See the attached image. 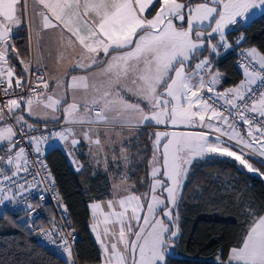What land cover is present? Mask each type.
I'll use <instances>...</instances> for the list:
<instances>
[{
	"label": "snow or ice",
	"instance_id": "obj_1",
	"mask_svg": "<svg viewBox=\"0 0 264 264\" xmlns=\"http://www.w3.org/2000/svg\"><path fill=\"white\" fill-rule=\"evenodd\" d=\"M33 5L32 19L38 30L57 31L62 53L70 52L74 58L72 71L82 70L83 74L70 75L65 85L56 80L57 91L51 94L47 93L51 77L37 75L30 95L4 102L0 121H6L7 109L20 128L7 123L0 126V144L7 149L0 162L12 166L10 175L2 170L0 175L11 180L38 164L46 173L43 179L54 183L39 155L29 161L17 139L18 131L32 129L19 112L41 115L33 108L34 102L52 113H65L70 126L53 135L73 147L84 139L96 145L97 153L104 145L93 126L201 129L152 132L147 191L137 194L122 179L113 185L112 199L90 205L95 221L92 229L103 250L104 264H168L167 256L179 234L180 193L193 160L211 155L231 157L249 172H259L250 163L253 157L264 163V88H253L258 79L264 82V54L250 49L248 54L261 71H249L245 66L246 79L223 91L217 90L221 74L208 56H201L202 50L217 53L226 46L225 29L248 19L251 9H264V0H33ZM27 17V0H0V85L5 95L10 89L15 91L13 83L15 88H23L25 77L32 72L31 63L20 59L12 42L13 30L26 24ZM9 53L22 65V75L10 64ZM41 84L44 91L38 92ZM73 124L87 127L75 129ZM241 125L246 126L244 132ZM46 139L28 137L37 154ZM121 157L127 159L123 149ZM38 175L34 172L33 178ZM19 188L24 190L25 185ZM15 195H0V204ZM26 207L34 211L31 204ZM63 210L67 211L66 206ZM96 210L102 221L95 219ZM247 214L252 222L242 246L231 248L228 264H264V215ZM100 223L104 227L97 231ZM56 227L52 225L53 230ZM46 234L51 236L52 230ZM58 235L71 257V245L62 229Z\"/></svg>",
	"mask_w": 264,
	"mask_h": 264
},
{
	"label": "trees",
	"instance_id": "obj_2",
	"mask_svg": "<svg viewBox=\"0 0 264 264\" xmlns=\"http://www.w3.org/2000/svg\"><path fill=\"white\" fill-rule=\"evenodd\" d=\"M241 37L247 48L253 47L264 54V13L247 26L233 25L226 34L233 45ZM13 41L20 58L28 60L26 26ZM216 62V70L222 75L219 89L234 87L241 82L243 74L235 67L233 55L227 52ZM156 130L155 127L140 129L128 147L132 161L131 190L137 194L147 191L152 158L150 136ZM45 158L61 200L69 211L71 230L78 236L75 243L77 261L79 264L100 263V252L90 230L89 205L108 197V175H93L86 161L76 172L62 148L48 150ZM250 163L259 169L260 176L247 171L234 158L211 157L193 166L180 195V235L172 247L176 256L168 257V264H221L214 259L220 256L226 261L231 248L242 246L253 219L247 213L264 215V175H261L264 164L255 158L250 159ZM0 264L68 263L61 256L47 252L19 216H8L0 221Z\"/></svg>",
	"mask_w": 264,
	"mask_h": 264
},
{
	"label": "built area",
	"instance_id": "obj_3",
	"mask_svg": "<svg viewBox=\"0 0 264 264\" xmlns=\"http://www.w3.org/2000/svg\"><path fill=\"white\" fill-rule=\"evenodd\" d=\"M248 53L249 52L247 46L242 43L229 52L230 55H233L235 57V67L241 72H245V66L248 67L249 71H252L254 69L257 72H260V65L254 59H252ZM216 66L217 62H215L213 68L216 69ZM31 68L32 72L25 77V85L23 88L13 87L15 91L13 92L10 89L9 94L5 95V93L3 92L4 86L0 85V107H3L4 102L9 99L30 95V87L36 85L37 75H44L46 77L45 71L38 68L33 63H31ZM245 79L246 77L243 76L241 81ZM29 80L32 82L31 85L28 83ZM253 88L259 91L260 89L264 88V82H260L258 79L257 83L253 85ZM37 91H43L42 84L39 86ZM5 115L7 116V122H10L16 129L20 128V125H17L15 123L13 116L8 115L7 109H5ZM66 127V125L55 124L48 126H38L32 128L31 130L24 128L22 132L18 131L17 139L20 141V146L26 149L28 160L35 161L37 160V156L39 155V159L43 161L50 172V169L46 162L45 154L41 152L37 154L34 151L35 145L29 143L28 137H46V140H49L52 136H55L53 135L54 133H59ZM245 129L246 126L241 125V132H244ZM6 151L7 149L5 147H2L0 149V156H4ZM257 159L260 160V157H257ZM11 167L12 166L6 164V161L0 162V170H2L5 174H11ZM36 171L39 172V175L34 179V172ZM45 176V171L40 168L38 164L35 168L29 167V170L27 172L21 171L11 180H4L3 176L0 175V189H3V191L0 192V195L6 194L11 196L13 195V193L16 194L15 199L11 201L6 200L4 204H0V221L8 216H19L23 220V222L26 223L27 228L35 235V237L42 244L45 250L50 254L56 256H61L63 253H67L63 244V240L58 235L59 231L62 229L68 239L69 244L71 245V256L75 264H79L75 252V243L78 239V236L71 230L69 211L68 209L66 212L63 210L64 206L66 205L61 200L55 182L50 183L48 179H43ZM51 178L53 179L52 174ZM21 184L25 185L24 190H20L19 185ZM27 204H31L34 211L28 209L26 207ZM53 224L57 225L56 229L54 230L52 229ZM49 230H52L51 236L46 234L49 232ZM69 232H71V235H68Z\"/></svg>",
	"mask_w": 264,
	"mask_h": 264
},
{
	"label": "crops",
	"instance_id": "obj_4",
	"mask_svg": "<svg viewBox=\"0 0 264 264\" xmlns=\"http://www.w3.org/2000/svg\"><path fill=\"white\" fill-rule=\"evenodd\" d=\"M30 2L29 4V9H28V16H29V28L26 26V30L28 33V41H29V51H30V56L29 59L27 60L30 63H33L35 66H37L40 69H43L46 73V78L51 77L48 79V89L47 93L51 94L54 91H57L56 89V80H59L61 82V85H65L67 78L70 75H81L83 74L82 70H76L72 71V65L74 63V58L71 57L70 52H63L60 48V44L58 42V32L55 30L51 29H44L43 31L38 30L36 22L32 19V9H33V0H27ZM36 7H39V4L37 3ZM147 15V13H145ZM150 18V17H149ZM28 24V21H27ZM26 25V24H25ZM233 26V25H232ZM22 25L19 28H15L16 37L20 33ZM232 29V27H231ZM230 29V30H231ZM243 40L240 38L239 40L236 41V44H230L229 41L227 40V45L225 46L226 48L220 51V54L218 57L214 58V64L216 61L220 60L227 52H230L233 48L238 47ZM250 49H253V47L248 48V52ZM258 52V51H257ZM259 53V52H258ZM12 56V55H11ZM13 64L15 67V71L17 74H23V70L21 69V64L19 63V60L16 59L14 56H12ZM16 59V60H15ZM21 59V58H20ZM257 62V60H255ZM258 63V62H257ZM259 64V63H258ZM216 70V69H215ZM217 71V70H216ZM243 76H245V72H242ZM222 77V75H221ZM222 82V79L220 83ZM217 85V90L218 91H223L224 89H219V85ZM240 84V83H239ZM237 86V85H236ZM13 87H15V83H13ZM235 87V86H234ZM231 88V87H230ZM227 89V88H225ZM44 91V90H43ZM41 91V92H43ZM59 91L63 92L64 89H59ZM71 90L68 89L66 92V96L69 99V103L71 102ZM22 109L24 108V105L21 106ZM33 108L38 111L42 110L46 111L42 105H37L35 102L33 104ZM52 113L51 109H47ZM81 111L83 109L81 108ZM47 113V112H46ZM19 114L23 115L24 119L28 120L31 124L34 125V127L38 126H48V125H54V124H62L66 125L69 127L66 123V115L63 111H58L57 113L54 112L52 114H46L45 118L40 119V115L33 114L31 116L28 115L26 111H20ZM55 114H57L56 117H53ZM52 117V121H48L49 118ZM4 123V121H0V126ZM121 126V127H120ZM66 127V128H67ZM71 127L75 129H80L81 127H87L85 125L81 124H73ZM123 127L124 130H133L136 129L135 127H131L128 124H123V125H109L107 127L104 126H96L99 132V138L101 140V143H103V140L106 136H118V137H128L129 139V144H131L138 136V131L136 133H130L129 131H124L120 132L118 134L116 133H109L107 134L105 129H121ZM65 129V128H64ZM79 139V136L77 137ZM95 139V137H93ZM4 147L3 145L0 146V149ZM64 151L68 157V160L70 162L71 167L76 171L79 172L82 169L83 162L86 161L87 163L90 164L92 173L93 175H96L97 173H104L107 175L106 172L98 171L94 172L93 169L95 166H93V162L96 160V157H92L91 154L92 152L96 149V145L88 143V141L84 139H80V143L75 145L74 147L71 146L67 141L64 143ZM235 150V149H233ZM103 152V151H102ZM100 152V153H102ZM211 157L213 158H219L221 160L223 159H228L231 157H226V156H219V155H212ZM209 157V158H211ZM258 156L253 157L257 159ZM209 158L207 160H209ZM245 158H248L247 156ZM258 160V159H257ZM264 179V176H262ZM109 179V176H108ZM110 192L109 195L106 199L101 200V201H94L95 203H103L106 202L109 199H112V191H113V183L110 181ZM131 185V184H130ZM131 190V188H130ZM92 202V203H94ZM91 203V204H92ZM90 204V205H91ZM89 205V210L91 213V218H90V230L91 234L93 236L94 241L96 242L99 252H100V257H101V262L98 264H104V257L102 256L101 250H100V243L96 239V233L92 229V224L95 222L94 221V216H93V210L90 208ZM107 211V209H105ZM102 215L100 210H96V220H101L102 221ZM104 225L100 223L97 227V231H102ZM230 254V252H229ZM228 254V256H229ZM226 262L228 263V257L226 259ZM75 263V262H74Z\"/></svg>",
	"mask_w": 264,
	"mask_h": 264
},
{
	"label": "rangeland",
	"instance_id": "obj_5",
	"mask_svg": "<svg viewBox=\"0 0 264 264\" xmlns=\"http://www.w3.org/2000/svg\"><path fill=\"white\" fill-rule=\"evenodd\" d=\"M27 2H28V9H29L30 2L29 1H27ZM263 13H264V9H259V8L251 9L249 11V13L246 14L247 17H248V19H246V20L240 19L239 20V23L241 24V26H247L254 19H256L257 17H259ZM27 21H28V24L27 23H26V25L25 24H22V27L23 26L24 27L27 26L29 28V16L27 17ZM231 27H232V25H229L225 29V35L227 34V32H229V30L231 29ZM15 35H16V32H15V29H14L13 30V37ZM226 41H227V38H226ZM12 42H14V41H12ZM217 42H218L217 40H213L212 41V43H217ZM225 48H226L225 46L220 47V49H219V51L217 53H211L210 50H202L201 56H208L211 59L212 66H213L214 65V58L215 57H218L219 54H220V51H222ZM11 55L12 54L9 53V56L10 57H11ZM13 60L14 59H11L10 58V61L9 62L14 67ZM23 60H25V59H23ZM25 61H27V60H25ZM14 69H15V67H14ZM21 69H22V65H21ZM38 111L41 113L40 119L45 118V115L47 113H51L48 110L43 111V109L42 110H38ZM56 116H57V114H55L53 117H56ZM51 119H52V117L49 118L48 121H52ZM26 121H27V123L29 125H32V127H34V125L31 124L28 120H26ZM5 123L11 124L10 122L4 121V123L1 126H3ZM15 123L17 125H20L16 121H15ZM119 125H123V124H119ZM131 127H135L136 128L137 126L131 125ZM142 128H152V127L139 126V127H137L136 129H133V130H131V129L124 130L123 127L121 129H112V128H109V129H105V131H106L107 134H109V133H116V134H118V133L124 132V131H129L130 133H136L137 131H139ZM155 128H157L156 131H165V130H168V131H176V132H182V131H201V129H199V128H187V127H183V126L173 128L171 126L165 127L164 125H161V126H158V127H155ZM25 129H28V128H25ZM129 139L130 138H128V137H123L122 138V137H118V136H106L104 138V140H103V143H102V145H104L103 152L102 153H97L94 150L92 152L91 156L93 158L96 157V160L93 162V166H95L94 169H93L94 172H98V171H102V172L104 171V172H106L107 175L109 176L110 181L113 184H119L121 182V180L124 179L125 182H126V184L129 186V188H131V185H130V174H131V170H132V161L130 159V153L128 152L129 151L128 147L130 145L128 143L129 142ZM65 142L66 141L60 140L57 136H52L49 140H46V141H42L41 142V153L46 154V152L48 150H50L52 148H55V147L64 149L63 146H64V143ZM1 145L2 144H0V146ZM121 149H123L124 150V153L126 154V158H127L126 160L121 157ZM211 156H205V157L197 158V159L193 160V162H192V164H191V166H190V168L188 170L187 178H188L189 175L192 174L193 166L194 165L199 164V163H203V162L207 161V159L209 157H211ZM254 168H255V166H254ZM149 171H150V169H149ZM251 173L260 176V173L259 172H251ZM187 178L183 182V188H184V185L187 183ZM148 179H150L149 173H148ZM180 195H181V193H180ZM179 204H180V202H179ZM178 210H179V208H178ZM179 221H180V216H179ZM179 235H180V228H179V234H178V236ZM176 238H175V240H176ZM100 250H101L102 256L104 257L103 250H102L101 246H100ZM173 256H176V254L173 252V250L171 248V250H170L167 258L168 257H173ZM61 257L68 264H75L72 256L69 257L67 253H63L61 255ZM217 258H219V259H217ZM217 258L214 259L215 262L221 263V264H228L226 261H222L221 258H220V256H218Z\"/></svg>",
	"mask_w": 264,
	"mask_h": 264
}]
</instances>
